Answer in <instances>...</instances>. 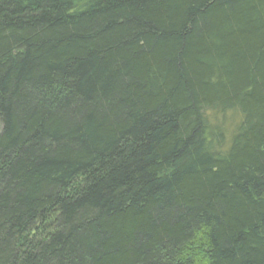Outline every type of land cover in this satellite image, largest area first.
I'll list each match as a JSON object with an SVG mask.
<instances>
[{
  "label": "trees",
  "instance_id": "16d2710c",
  "mask_svg": "<svg viewBox=\"0 0 264 264\" xmlns=\"http://www.w3.org/2000/svg\"><path fill=\"white\" fill-rule=\"evenodd\" d=\"M0 264H264V0H0Z\"/></svg>",
  "mask_w": 264,
  "mask_h": 264
}]
</instances>
